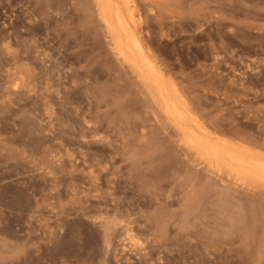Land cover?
Listing matches in <instances>:
<instances>
[{"label": "rangeland", "instance_id": "obj_1", "mask_svg": "<svg viewBox=\"0 0 264 264\" xmlns=\"http://www.w3.org/2000/svg\"><path fill=\"white\" fill-rule=\"evenodd\" d=\"M132 3L192 115L264 153V0ZM96 9L0 0V264H264V186L177 145Z\"/></svg>", "mask_w": 264, "mask_h": 264}, {"label": "bare ground", "instance_id": "obj_2", "mask_svg": "<svg viewBox=\"0 0 264 264\" xmlns=\"http://www.w3.org/2000/svg\"><path fill=\"white\" fill-rule=\"evenodd\" d=\"M94 2L105 31L107 29L106 34L110 35L115 54L136 73L150 99L159 106L166 120L171 123L175 131L174 135L178 137L177 145L183 146L192 154L190 157L194 156L198 160L197 163L203 162L209 170L224 173L234 180L253 186H264V153L253 151L225 138L215 130L209 129L210 127L207 128L206 123L203 125V122L202 124L192 115L182 99L183 96L166 82L161 70L145 48L143 36L138 29L141 15L135 11V3L133 4L132 0H94ZM185 99L187 101V98ZM111 208L113 211H119L117 206ZM96 225L101 230L106 247L109 246V239L115 228L120 227L125 233L129 227L123 224L122 218L114 212L98 220Z\"/></svg>", "mask_w": 264, "mask_h": 264}]
</instances>
